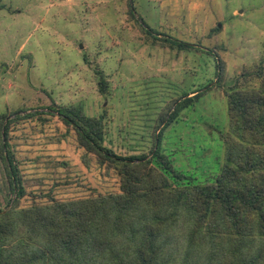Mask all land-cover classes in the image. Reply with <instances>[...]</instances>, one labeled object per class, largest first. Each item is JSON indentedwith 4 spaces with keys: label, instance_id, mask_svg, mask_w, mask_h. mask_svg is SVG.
Returning a JSON list of instances; mask_svg holds the SVG:
<instances>
[{
    "label": "rangeland",
    "instance_id": "obj_1",
    "mask_svg": "<svg viewBox=\"0 0 264 264\" xmlns=\"http://www.w3.org/2000/svg\"><path fill=\"white\" fill-rule=\"evenodd\" d=\"M262 63L264 0H0V121L24 189L19 207L120 192V171L79 145L52 113L62 107L103 116L104 145L147 160L176 103L198 90L162 131L161 151L212 180L224 158L226 90L259 88ZM15 198L0 160V210ZM182 234L177 261L226 264L220 240L189 250Z\"/></svg>",
    "mask_w": 264,
    "mask_h": 264
},
{
    "label": "trees",
    "instance_id": "obj_2",
    "mask_svg": "<svg viewBox=\"0 0 264 264\" xmlns=\"http://www.w3.org/2000/svg\"><path fill=\"white\" fill-rule=\"evenodd\" d=\"M175 42L179 48H192ZM254 76L262 79L259 88L235 82L226 90L223 164L209 181L199 182L161 151L162 131L182 107L199 97L202 92L198 90L176 103L147 160L122 156L106 147L103 116H87L76 107L52 110L75 130L87 153L120 171V192L98 201L19 207L24 189L9 149L7 125L0 121V160L16 196L0 210V264H187L175 257L180 250L173 240H178L180 232L190 242L189 250L220 240L223 247L218 251L226 264H264L263 63ZM99 78L103 92L105 81Z\"/></svg>",
    "mask_w": 264,
    "mask_h": 264
}]
</instances>
